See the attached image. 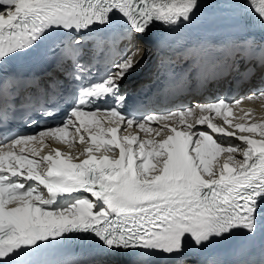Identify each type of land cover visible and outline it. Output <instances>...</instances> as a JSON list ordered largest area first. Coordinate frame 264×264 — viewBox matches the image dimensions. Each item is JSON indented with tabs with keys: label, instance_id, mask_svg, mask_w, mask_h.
<instances>
[{
	"label": "snow or ice",
	"instance_id": "6c2138e0",
	"mask_svg": "<svg viewBox=\"0 0 264 264\" xmlns=\"http://www.w3.org/2000/svg\"><path fill=\"white\" fill-rule=\"evenodd\" d=\"M246 2L264 28V0ZM196 4L197 0H0V58L27 48L49 26L80 31L94 23L108 24L110 14L117 13L127 24L122 32L95 39L97 48L108 50L105 61L113 70L103 82L81 90L77 106L63 125L0 145V259L21 245L70 230L93 231L108 248L172 252L179 250L186 233L200 244L210 235L241 226L253 234V244L264 252V242L256 238L253 215L255 198L264 195V121L243 122L250 115V110L243 109L238 117L241 122L233 124L229 119L233 106L244 99L264 103V86L231 103L221 98L166 114L149 113L139 120L126 118L117 110L124 96L113 90L118 92L125 74L141 67L149 52L137 36L153 21L165 26L175 25L181 18L190 22ZM82 54L79 48L65 46L55 70L79 79L78 73L85 70L78 62ZM188 54L195 61L194 68L238 71L243 61L247 75L264 74V41L254 34L242 42H194ZM69 59L71 72L65 69ZM4 71L0 65V80L6 83L0 93L4 101L0 121L13 107L7 103V85L15 89L13 97L23 91L26 101L45 95L41 76L4 77ZM57 84L53 80L49 87L55 89ZM110 93L116 95L117 107L91 111L83 107L88 98ZM214 115L227 128L214 123ZM69 129H74V140L78 137L86 145L77 149L78 155H71V149H50L41 155L45 139L64 141ZM214 133L234 137L239 143L222 145ZM101 148L104 152L97 155ZM221 154L223 158L218 160ZM12 177L34 181L36 186L25 188ZM72 189H82L90 197L64 208L49 206V197ZM204 264L221 261L210 256Z\"/></svg>",
	"mask_w": 264,
	"mask_h": 264
},
{
	"label": "bare ground",
	"instance_id": "6f19581e",
	"mask_svg": "<svg viewBox=\"0 0 264 264\" xmlns=\"http://www.w3.org/2000/svg\"><path fill=\"white\" fill-rule=\"evenodd\" d=\"M238 5H243L244 7H249L246 0H197L196 8L195 9H211V10H222L225 13L227 12L229 14L228 18V26L232 30H235L239 33H246L253 30L262 29L264 31V28H261L259 26V18L252 12L251 8L249 7L247 9V12L251 10L249 13H247L244 16H239L237 13ZM253 79V78H252ZM238 118L233 117L230 120H232L233 124L241 122L236 121ZM246 123V121H244ZM225 128H227V125H222ZM141 137H144L145 135L139 133ZM253 135V134H249ZM217 142L221 143L222 145H235L238 144L239 141L235 140L234 137H224L219 136V134H215ZM256 136V135H255ZM257 138L258 137H255ZM158 139V137L156 138ZM50 148V147H49ZM82 148L81 146L73 147L70 151L72 155H78L77 149ZM70 149H66L65 152H68ZM97 155H100V153H96ZM224 154H221V157H218V160H222ZM215 163V161H214Z\"/></svg>",
	"mask_w": 264,
	"mask_h": 264
}]
</instances>
